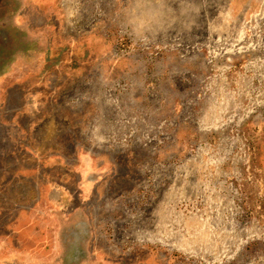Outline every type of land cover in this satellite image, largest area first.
<instances>
[{"label": "rangeland", "instance_id": "obj_1", "mask_svg": "<svg viewBox=\"0 0 264 264\" xmlns=\"http://www.w3.org/2000/svg\"><path fill=\"white\" fill-rule=\"evenodd\" d=\"M2 22L0 103L44 94L0 143V232L14 202L37 264H264V0H0Z\"/></svg>", "mask_w": 264, "mask_h": 264}, {"label": "crops", "instance_id": "obj_2", "mask_svg": "<svg viewBox=\"0 0 264 264\" xmlns=\"http://www.w3.org/2000/svg\"><path fill=\"white\" fill-rule=\"evenodd\" d=\"M0 28L3 30L5 29V25L3 22L2 24H0ZM0 53H2V48H0ZM4 59L5 58L3 57V55L0 54V62H2ZM16 60L20 61V57L13 56L12 59L8 61L15 62ZM28 63H29V66L31 67L30 65L32 63L31 58H29ZM12 68H15V67H12ZM16 71L19 72L17 70V67H16ZM9 73H12V72H9L8 70H6L0 73V78L7 77ZM16 78H13V79H16ZM32 79L34 81L33 86H29L25 88L24 91H22L21 89L19 90L18 88L17 102L13 104V106L11 107V109H9V111L6 110L4 104L2 105L0 103V143H6V141L19 142V140H21L22 133H24L22 131L23 126L21 123L22 116L24 117L28 116L30 118L33 117V115L31 116V114L27 112V103L23 105L22 103H20L21 94L28 96L30 100L32 99V102H33V97H35L36 99L37 95L40 96L44 94V90L41 91L40 90L41 88L37 86L36 77H32ZM15 84H19V83L14 82V85ZM13 87L15 91V88H17V85ZM6 89L11 90L12 88L8 87V88L3 89V86H0V91H4ZM34 109H35V106L33 109H29V111L33 112L35 111ZM8 112H10V114L6 118V113ZM15 131H16V136H15ZM0 149L4 153L9 152L8 150L5 151L2 148ZM13 153L14 152L9 153V154L12 158H16ZM62 187H63V183H61L59 188L53 185H48L47 192L52 194L54 198H50L48 202L43 201V203L48 204L49 207L56 208V209L60 206V210H61L62 209L61 204L67 202V200H64L63 193L60 190ZM45 190L46 188L43 191ZM41 194L44 195V192H42ZM20 206H21L20 204L18 203L15 204L13 202L12 204L13 211L15 212L16 210L17 212L16 214L11 215L10 217L8 216L6 217L5 222H4V231L0 232V264H37V259L33 255L34 251L36 250L35 238L38 234L35 216L28 215V220L26 221L24 216L21 214ZM30 213L31 212H29V214ZM53 221L55 220L53 219ZM22 225L24 226L23 229L21 227ZM51 227L53 228L54 226H51ZM57 235H58V232L56 230H53V231L51 230V237L57 238ZM26 238L28 240L27 245H26ZM22 239L25 240V242ZM31 240H33L32 244H31Z\"/></svg>", "mask_w": 264, "mask_h": 264}, {"label": "flooded vegetation", "instance_id": "obj_3", "mask_svg": "<svg viewBox=\"0 0 264 264\" xmlns=\"http://www.w3.org/2000/svg\"><path fill=\"white\" fill-rule=\"evenodd\" d=\"M35 33H36V32H35ZM36 35H37V34H35V36H34V37H35V39H33V40L35 41V43H36ZM35 45H36V44H35Z\"/></svg>", "mask_w": 264, "mask_h": 264}]
</instances>
